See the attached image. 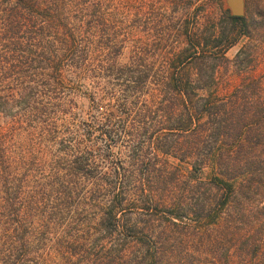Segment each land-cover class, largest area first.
<instances>
[{"label": "trees", "instance_id": "1", "mask_svg": "<svg viewBox=\"0 0 264 264\" xmlns=\"http://www.w3.org/2000/svg\"><path fill=\"white\" fill-rule=\"evenodd\" d=\"M194 1L0 0V264H264V0Z\"/></svg>", "mask_w": 264, "mask_h": 264}, {"label": "rangeland", "instance_id": "2", "mask_svg": "<svg viewBox=\"0 0 264 264\" xmlns=\"http://www.w3.org/2000/svg\"><path fill=\"white\" fill-rule=\"evenodd\" d=\"M204 0H195L193 3V8H197L199 6V4H202ZM223 7L228 8L225 0H221ZM245 2V0H244ZM246 9L245 7V3H244V10ZM196 10V15L197 17H200V15L202 14L201 10L199 8L195 9ZM247 39H245V37L243 36H239L237 37L234 42L233 45H231L224 53V56L230 60V66H228V71L227 73H230V70L233 69V64L231 62V60L234 58V55L236 54V52L240 49V46L246 42ZM256 43V41L254 42ZM256 45V44H255ZM119 60H123L121 57L119 58ZM261 71V69H257L254 74H258ZM239 81V77H232V86L237 84ZM77 108H73L71 111L72 113H74V116L76 115V113L78 114V119H85L88 117L89 113H90V107H89V102L87 101V99L85 98H80L77 101L76 104Z\"/></svg>", "mask_w": 264, "mask_h": 264}, {"label": "water", "instance_id": "3", "mask_svg": "<svg viewBox=\"0 0 264 264\" xmlns=\"http://www.w3.org/2000/svg\"><path fill=\"white\" fill-rule=\"evenodd\" d=\"M229 13L233 16H240L243 13L244 0H225Z\"/></svg>", "mask_w": 264, "mask_h": 264}]
</instances>
